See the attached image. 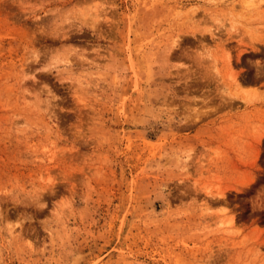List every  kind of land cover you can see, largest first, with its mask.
I'll return each instance as SVG.
<instances>
[{
  "label": "rangeland",
  "instance_id": "obj_1",
  "mask_svg": "<svg viewBox=\"0 0 264 264\" xmlns=\"http://www.w3.org/2000/svg\"><path fill=\"white\" fill-rule=\"evenodd\" d=\"M0 264H264V0H0Z\"/></svg>",
  "mask_w": 264,
  "mask_h": 264
}]
</instances>
